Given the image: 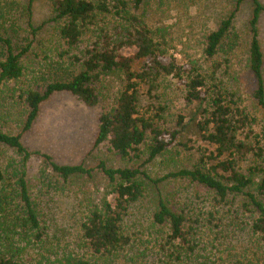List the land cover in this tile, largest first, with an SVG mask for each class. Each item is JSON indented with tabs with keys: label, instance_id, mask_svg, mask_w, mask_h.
I'll list each match as a JSON object with an SVG mask.
<instances>
[{
	"label": "trees",
	"instance_id": "16d2710c",
	"mask_svg": "<svg viewBox=\"0 0 264 264\" xmlns=\"http://www.w3.org/2000/svg\"><path fill=\"white\" fill-rule=\"evenodd\" d=\"M195 1L52 0L50 16L36 25L33 0H0V102L7 106L18 98L25 106L17 131L0 128V145L14 153L0 164V264H25V249L47 254L33 264H264V54L258 28L264 5L236 0L217 27L201 35L202 60L184 54L179 62L170 52V26L152 16L168 15L170 6L188 10ZM245 1L252 3L247 47V70L255 81L252 105L217 75L222 62L216 57L229 54L237 42L233 21ZM106 76L119 79L121 86L115 104L98 118L93 147L107 141L121 159L145 158L138 166L97 163L112 196L103 194L96 202L89 197L71 242L62 246L59 236L52 238L53 222L45 214L54 210L45 207L42 197L64 190L82 175L90 178L94 169L83 162L59 163L47 152L26 147L23 137L42 103L55 93L68 92L88 106L98 104V86ZM169 77L183 86L188 106L171 125L163 109L144 104ZM192 137L207 148L199 150L189 167L161 176L147 171L148 162L171 147L186 149ZM32 157H41L44 164L36 177L39 190L28 177ZM170 180L201 185L211 191L213 205L201 214L174 208L162 189ZM145 198L151 200V224L157 229L136 247L142 228L131 230L127 216ZM70 208L78 211L75 203ZM247 211L252 216L244 222L240 214ZM198 229L212 235L204 251H197ZM221 233L231 235L235 248L245 242L242 233L254 244L243 246L236 257L232 248H224Z\"/></svg>",
	"mask_w": 264,
	"mask_h": 264
},
{
	"label": "rangeland",
	"instance_id": "374dc122",
	"mask_svg": "<svg viewBox=\"0 0 264 264\" xmlns=\"http://www.w3.org/2000/svg\"><path fill=\"white\" fill-rule=\"evenodd\" d=\"M235 1L196 0L194 4L189 6L188 10L170 6L168 15L157 12L154 13L152 18L158 24L170 26L171 36L173 37V48L170 49V52L179 62L184 54L202 60L203 57L200 54L202 48L201 35L206 31L215 29L219 21L233 8ZM259 1L264 5V0ZM51 2L52 0H33L32 18L36 25L50 16ZM251 11L252 3L250 1H245L240 5L233 21L232 30L237 33L238 40L233 44L229 54H219L216 57L218 61L222 62L217 75L222 77L224 82L231 83L240 90L247 105L254 104L251 92L255 87V81L247 70V47L250 38L248 20L251 17ZM258 28L264 54V11L260 15ZM225 56L228 58L227 61H225ZM209 63L207 61L204 67H208ZM35 66L37 68V65ZM120 86L119 79L113 76L103 77L98 86L101 100L93 106L84 104L68 92L53 94L47 101L42 103L39 116L30 131L23 137V143L26 147L31 150L39 149L42 152H47L59 163L83 162L87 167L94 169L90 178L82 175L71 184H68L64 190L53 191L42 197L45 207L51 206L54 210L53 213L48 212L45 214L49 222H53L52 228L54 229L52 230L54 232L52 238L56 235L59 236L58 242L62 246L69 245L71 242V235L75 233L78 218L84 210L82 204L85 205L89 201V197L92 202H96L103 194H106L109 198L112 196L109 193V183L103 173L96 167L97 163L103 160L108 166H138L145 158L143 156L137 162L121 159L108 149L109 144L107 141L93 147L98 130V118L102 111L115 104ZM153 93L155 94L154 97L147 98L144 101L145 106L153 105L157 109H163L161 112L170 125L177 114L188 110L183 97V86L178 84V81L173 77L161 82ZM16 99H10L7 106L0 102V128L9 132L17 131L21 119L24 118L25 106L18 98ZM256 111L257 115H261L258 109ZM5 120L7 122H4ZM203 148H207V145L192 137L186 149L182 146L171 147L163 155L148 162L145 167L153 176H161L175 168L189 167L198 158L199 150ZM12 156H14L12 150L0 145V164H4ZM43 165L41 157H32L28 163L30 184H34L37 190H39L40 185L36 177ZM162 189L174 208H186L189 212L201 214L213 205L212 199L209 197L211 191L206 190L201 185L185 180H170L164 181ZM249 190L255 191L253 187H250ZM241 197L243 195L238 196L237 199L240 200ZM150 201L149 198H145L136 204L130 211L132 212L131 215L127 216L128 220L126 219L130 229L131 226L135 231L142 228L139 233L141 239H135L136 247H142L141 244L149 241L157 229L156 226L151 224ZM76 202L77 204L80 202V204L77 205ZM72 203H75L78 211H72L70 208ZM240 216L244 222H247L249 218L251 219L252 214L247 211L240 214ZM222 234L226 236L222 241L225 244L224 248H232L233 251L230 254L236 255V257H240V250L243 246L251 247L250 245L254 244L252 243L253 239H249L248 235L242 233L245 242L241 240L242 242L237 243L235 248L231 243V235L221 233V236ZM211 236H207L204 229H198L194 236L195 240L200 243L197 251L206 249L205 242ZM41 252V250L36 253L33 250L25 249L23 253L25 264H33L39 257L40 259L47 258V254ZM260 255L264 258V249L261 250ZM48 257L53 259L52 253L48 254ZM148 259L149 261L152 260L151 258ZM253 262L257 263L254 258ZM260 262L258 261V264Z\"/></svg>",
	"mask_w": 264,
	"mask_h": 264
}]
</instances>
